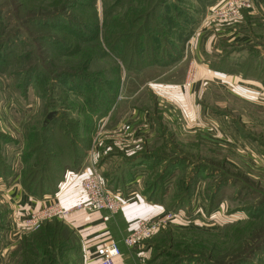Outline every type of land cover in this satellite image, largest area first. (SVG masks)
<instances>
[{
	"label": "rangeland",
	"instance_id": "rangeland-1",
	"mask_svg": "<svg viewBox=\"0 0 264 264\" xmlns=\"http://www.w3.org/2000/svg\"><path fill=\"white\" fill-rule=\"evenodd\" d=\"M205 1L0 0V162L11 169L13 177L21 178L44 154L64 153V156L72 152L73 137H83V146L90 139L89 152L97 144L95 133L102 119L122 95L133 92L141 84L153 82L149 79L156 75L152 72L155 70L146 72L145 76L137 74L140 70H128L137 68L124 61L132 48L108 44V36L121 25L114 23L120 20L125 19L133 30L141 24L147 28L159 26L162 29L161 35L156 34L159 43L174 52V60L168 56L160 66L169 68L187 63V69L181 65L183 68L175 73L184 76L187 88L194 86L199 69L184 55L188 54V40L195 34L193 46L202 25L211 35L215 24L226 26L235 19L243 21L241 12L251 8L237 9L228 4L231 0L210 4ZM250 1L253 7V0ZM107 10L110 14L105 13ZM90 15L96 17L99 30L89 27L90 30L88 26L84 30L81 21ZM71 18L79 22V29L71 26L68 20ZM105 19L108 24L104 27ZM195 30L198 31L195 33ZM86 35L92 38L83 40ZM247 35L254 41L249 40V46L257 47L255 51L264 54V25L256 23L241 37ZM159 43L155 50L162 52ZM233 48L241 49L240 46ZM150 90L146 89L147 95L142 94V97L151 99L146 107L158 130L152 135L151 145L147 135L137 136V140L142 152L146 149V153L155 157L133 161L136 165L128 169V175L129 178L144 175L147 195L150 182L161 173L159 189L152 193L158 199L168 200L161 203L167 212L158 218L166 217L167 213L173 216L138 244L145 261L147 264H264V100L261 104L248 97L251 100L246 103L252 101L251 104L246 106L241 100L237 110L220 111L222 119L230 120L237 128H232L231 133L221 134L216 126L205 132H190L206 127L197 119L187 122L184 119V124L179 122L172 128H164V112L154 109L158 101L154 89ZM128 102L122 104V109L129 106ZM85 103L96 104L90 106L95 110ZM253 106L256 111H248ZM130 111L119 118L117 126L108 129H116L113 136L119 139L116 140L119 146L132 147L129 143L136 137V129L138 131V123ZM50 113L54 116L47 120ZM57 118L61 121L54 124L52 121ZM90 121L92 133L89 135L84 128ZM127 125L130 129L125 128ZM9 179L0 177L1 190L6 188L4 181ZM1 190L0 264H81V247L78 249L77 243H73L74 248L69 252H58L51 234L45 231L42 237L37 235L54 220L26 229L22 222L29 211L9 222L12 209ZM10 225H14L12 230ZM33 239L44 241V249H36L31 242ZM70 240L72 246V238ZM49 245L54 252L52 256L45 253Z\"/></svg>",
	"mask_w": 264,
	"mask_h": 264
},
{
	"label": "crops",
	"instance_id": "crops-1",
	"mask_svg": "<svg viewBox=\"0 0 264 264\" xmlns=\"http://www.w3.org/2000/svg\"><path fill=\"white\" fill-rule=\"evenodd\" d=\"M253 4V7L241 12L244 18L242 22L235 19L233 24L226 26L221 23L215 24L216 27L212 29L213 31L211 30V35L205 25L200 28L199 24L200 29H197L200 32L197 39L193 46L195 34L188 40L186 45L188 54H184L189 61L192 59L199 69L198 81L191 88L184 85L183 75L175 73L183 67L187 69L188 64L185 62L169 68L157 65L158 67L151 66L138 71L139 76H145L146 72L155 70L152 72L156 75L148 78L153 82L149 85L141 84L133 92L126 93L127 96L122 95L121 100L116 103L107 117L102 119L100 129L95 133L99 137V139L97 137L98 140L95 139L97 144L93 145L83 157L81 168L78 171L68 170L64 173L55 193L43 196L32 195L23 187L19 176L10 178L7 182L4 181L6 188L0 190L4 192L12 209V218L9 222H14V219L18 217L22 218L29 211L39 208L44 202L52 199L66 209H70L66 218L60 221L71 228L79 239L81 264H95L100 257V249L112 241L118 242L121 248V255L115 259V264H147L142 248L139 245L134 247L126 245L124 238L140 219L160 217L167 212L161 203H166L168 199L149 200L145 194L144 175L138 174L134 178H129L128 175V169L136 165L133 161H138L142 153L137 136L147 135L149 137L147 142L151 145L152 135H155L158 130V125L153 126L154 119L146 107V103H150L151 99L146 100L142 94L147 95L146 89H154L153 92L158 101L154 109L164 112V128L166 129L172 128L179 122L184 124V119L186 122L197 119L206 127L201 129L198 127L190 132L198 130L205 132L207 128L214 126L216 130L219 127L221 134L229 131L231 133L232 128L237 129L229 122L230 120L225 122V119H222L224 116L222 117L220 111L237 110V104L241 100L246 106L252 103V101L246 103L251 99L259 100L261 104L264 100V54L257 53L255 51L257 47L249 46V40L254 42L249 35L241 37L245 35V31L255 27L256 23L264 25V0H253ZM198 30H195V33ZM235 46H240L241 49L233 48ZM242 51L245 53H240ZM207 78L209 80H206ZM248 97L251 99L248 100ZM127 100H129V106H127L129 109H122V104ZM129 111L130 115L136 118L138 131L132 124L131 126L136 129V137L129 143L132 147L126 144L119 146L120 143L117 142L119 139L113 136L116 129L114 131L108 129L117 126L119 118ZM248 111H256V109L253 106L252 109L248 108ZM107 120L109 123L106 125ZM120 126H122L121 123ZM93 163L99 168L107 186L123 193L126 197L122 210L111 215L107 220L104 219V216L108 214L106 210L75 209V205L85 199L81 182L90 172ZM13 228L14 225L11 226V230Z\"/></svg>",
	"mask_w": 264,
	"mask_h": 264
},
{
	"label": "trees",
	"instance_id": "trees-1",
	"mask_svg": "<svg viewBox=\"0 0 264 264\" xmlns=\"http://www.w3.org/2000/svg\"><path fill=\"white\" fill-rule=\"evenodd\" d=\"M217 1V0H207L205 3H209ZM106 14H110L107 10L105 12ZM93 15V13H92ZM47 16L43 17L46 18ZM109 18L108 16L106 19ZM189 17H186L188 19ZM88 19V20H87ZM84 21H81L83 23L84 30H86V27H94L97 30H99L98 24H96V17H88ZM105 19V20H106ZM185 19V20H186ZM70 21L71 26H79V22H76L74 19H68ZM68 21V22H69ZM95 21V22H93ZM121 22H115L114 24H121L117 25L116 31L114 33H111L110 36H108L107 41L108 44L111 42V47H116V48H132L131 53L124 56V61L130 64L137 65V68L134 69H128V70H133V71H139L145 68L146 66H151L154 64H161L164 63L165 58L168 56L171 57V60H174V52L172 50H168L167 46L164 43H159V37L157 39V35H161L162 29L159 26L153 25L150 28L145 27V24H141L138 26L136 30H133V27L131 25H127L125 19L120 20ZM85 24V25H84ZM108 24V21L106 20V23H104V27ZM80 27V26H79ZM117 30V29H119ZM79 29V28H78ZM90 29V28H89ZM91 30V29H90ZM151 33V34H150ZM147 35L150 36V38L147 37ZM153 35V40H151V36ZM87 36V37H86ZM83 40L87 41L90 38H92V35H86ZM94 37V36H93ZM156 38L157 40H155ZM87 39V40H86ZM157 43H153V42ZM116 42L115 44H113ZM159 45V48L162 50V52H159V50H155L157 48V44ZM151 49V51H150ZM181 49V48H180ZM144 50H148L149 53ZM129 51V50H126ZM172 52L170 54V52ZM176 56V53H175ZM176 57H179L177 55ZM151 58H154L155 60L151 61ZM140 65V66H139ZM139 66V67H138ZM213 66V65H212ZM91 93V92H90ZM86 107L94 106L96 104H91L89 105L88 103H85ZM85 107V108H86ZM92 108V107H90ZM87 109V108H86ZM95 110L94 108H92ZM90 110V109H89ZM54 116V114L49 118V120ZM59 117V116H58ZM61 118V117H60ZM60 118H57L56 120H53L54 124L58 123L61 121ZM91 122V121H90ZM48 124V123H47ZM45 124V126L47 125ZM92 122L87 123L86 122V128H84V132L86 134H91L92 133ZM74 127H78V124H74ZM46 130V129H45ZM47 129L46 131H48ZM45 131H43L44 133ZM54 135V130L53 132ZM64 135V134H63ZM81 135V134H80ZM82 136V135H81ZM60 138H63L62 136H59ZM57 137V138H59ZM85 138V137H84ZM79 139V140H78ZM72 138V144L74 147H72V152L65 153L64 156H62L64 153L60 155H54V154H44L43 159L37 158V163L36 166L33 167V169L30 170V167L26 169V171L21 175V183L23 187L28 190L31 194L38 195V196H43L45 194H52L55 193L58 189L59 182L62 180L65 171L70 170V171H78L81 168L82 160L83 157L86 155L88 152L89 148V142L90 139H88L83 146L81 142H83V137L81 139L78 137ZM81 145V146H80ZM39 148V147H38ZM40 150H43V146L40 148ZM146 151V150H145ZM143 151L141 153L142 160H145L148 158L153 159L155 157L154 155H150L149 153H146ZM69 158V159H68ZM56 160L55 162H53ZM143 162V161H142ZM141 163V162H140ZM201 164V163H200ZM9 172V173H8ZM160 175V176H159ZM157 178H154L152 182L149 184V192L147 191V196L151 201H158V198L155 193V191L158 188L161 180L163 179L161 177V173L159 174ZM13 178V172L11 169L7 168V166L3 165L2 162H0V177L5 178V177ZM156 177V176H155ZM132 178V177H131ZM152 191H154L152 193ZM146 193V191H145ZM152 193V194H151ZM161 199V197H160ZM54 220L50 223H47L46 226L42 228V232L38 233L37 235H45V231L48 232L49 234L52 235V237L56 240L54 243V247L58 252H64V251H71L74 248L73 243H77L80 249V242L77 237V235L74 233V231L69 228L66 224H64L62 221L58 219H50ZM47 221V220H46ZM49 221V220H48ZM68 232V236H66V233ZM72 238V246H71V239ZM33 243L32 245L36 246V249L43 250L45 247V242H41L39 240L33 239L31 240ZM76 248V247H75ZM36 251V250H35ZM29 252V251H28ZM35 253V252H34ZM46 254H49L50 256L53 255V251L51 250V247L49 245V251L45 252ZM52 261V260H50ZM152 262V261H150Z\"/></svg>",
	"mask_w": 264,
	"mask_h": 264
},
{
	"label": "built area",
	"instance_id": "built-area-1",
	"mask_svg": "<svg viewBox=\"0 0 264 264\" xmlns=\"http://www.w3.org/2000/svg\"><path fill=\"white\" fill-rule=\"evenodd\" d=\"M228 4L250 8L252 3L250 0H231ZM236 10L235 13H237ZM227 12L225 13V15ZM230 15V14H229ZM130 129V126H125ZM84 191L85 199L75 205V209H83L87 211H108L104 216L107 220L111 215L122 210L126 203V197L123 193L114 191L102 179L99 168L93 163L90 172L84 176L81 182ZM70 213V209L63 207L58 201H46L39 208L32 210L22 224L26 229H35L44 221L50 219L63 220ZM173 216L172 213H167L166 217H152L141 219L136 226L124 238V243L130 247H134L141 243L144 239L151 236L152 233L161 227L163 223ZM121 255V248L118 242L112 241L105 244L99 251V259L95 264H115V259Z\"/></svg>",
	"mask_w": 264,
	"mask_h": 264
},
{
	"label": "water",
	"instance_id": "water-1",
	"mask_svg": "<svg viewBox=\"0 0 264 264\" xmlns=\"http://www.w3.org/2000/svg\"><path fill=\"white\" fill-rule=\"evenodd\" d=\"M53 115V113H50L49 116L47 117V120Z\"/></svg>",
	"mask_w": 264,
	"mask_h": 264
}]
</instances>
